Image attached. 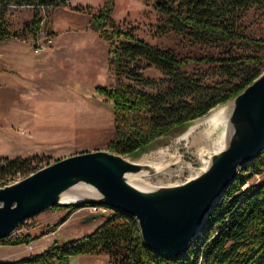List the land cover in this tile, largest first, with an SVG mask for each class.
I'll use <instances>...</instances> for the list:
<instances>
[{
	"label": "trees",
	"instance_id": "obj_1",
	"mask_svg": "<svg viewBox=\"0 0 264 264\" xmlns=\"http://www.w3.org/2000/svg\"><path fill=\"white\" fill-rule=\"evenodd\" d=\"M8 3L35 4L32 17L23 22L19 31L23 35L27 31L34 34L40 25L36 4L52 7L65 4V0H0V39L18 33L8 26L6 13L12 10ZM151 6L165 16L162 31L181 33L197 44L217 47L220 53L190 56L151 44L135 34L134 25H123L113 18V0H103L90 14L89 27L109 44L114 83L98 85L86 95L110 103L113 135L107 149L125 155L237 94L264 70V38L248 33L243 23L250 8H264V0H152ZM141 61L153 65L162 76H144L139 72ZM195 62L211 67V81H206L204 71L188 72L183 68ZM136 84L154 90L147 91ZM36 157L0 155V184L5 185L18 173L26 176L34 171L38 168L34 164ZM262 170L264 144L254 158L241 164L235 179L179 256H167L147 246L136 218L114 209L88 233L67 239L56 237L40 252L0 260V264H68L71 255L100 252L109 255L110 264H264V179L244 186ZM85 205L88 203L69 205L57 221L47 224L48 228ZM36 236L19 232L0 238V243L18 244Z\"/></svg>",
	"mask_w": 264,
	"mask_h": 264
},
{
	"label": "rangeland",
	"instance_id": "obj_2",
	"mask_svg": "<svg viewBox=\"0 0 264 264\" xmlns=\"http://www.w3.org/2000/svg\"><path fill=\"white\" fill-rule=\"evenodd\" d=\"M102 1L69 0L68 3L41 8L37 11L41 23L47 30L54 34L63 31L61 38L65 43L64 49L72 56V62L66 61L64 67L59 64L48 67L39 65L33 75L31 74L34 70H31L29 74L25 71L32 66L31 58L43 51L31 50L30 38L27 34L29 31L23 35L19 31L23 22L29 20L35 10L21 8L9 10L6 13L9 28L18 32L16 36L11 35L8 38L16 37L19 40L15 42L21 48L23 63L19 67L14 64L7 68V58L11 55L5 51V47L1 49L2 43H0V129L8 128L13 133L17 127L21 109H33L38 113L41 127L40 139L33 145V151L38 152L34 163L37 167L74 152L107 149V143L113 135V112L110 103L102 101L100 97L95 99L86 95L98 85L110 86L114 83L108 55L109 44L87 23L90 14L97 10ZM151 2L152 0H148L147 3L144 0H113L111 15L115 20L124 22L123 25H134L135 34L149 43L172 48L177 53L202 56L219 52L217 47L197 44L181 33L171 30L162 31L160 28L165 22V16L155 11ZM243 23L248 33L264 38V8H250L243 18ZM50 48L44 51L47 52ZM141 65L139 72L144 76L153 78L162 76L160 70L153 65H145L144 61H141ZM183 68L188 72L204 71L208 75L207 82L213 79L211 67L202 62L190 63ZM126 80L134 83L130 79ZM136 86L147 91L154 90L147 85L136 84ZM223 104L226 103L223 102ZM229 112L230 109L224 105L206 118L197 117L186 127L173 128L170 132L125 157L166 170L146 177L139 176L140 181L145 184L180 183L205 168L208 153L223 147L227 139L226 120ZM217 113H222L220 115L223 116V124L214 126L208 119ZM5 125L7 127H4ZM23 177L18 173L6 184ZM262 179H264V170L254 174L244 186L252 185ZM66 199L62 198V201H67ZM71 204L62 202L42 210L22 220L18 228H22L23 233L30 226H33V233L48 230L46 222L49 220L36 223L39 216H49L56 211L65 213ZM94 213H101V215L89 220L91 222L109 215L111 209ZM36 224L39 226L36 227ZM73 226L74 224L69 222L64 228L75 229ZM7 254L10 253L0 248V257Z\"/></svg>",
	"mask_w": 264,
	"mask_h": 264
},
{
	"label": "water",
	"instance_id": "obj_3",
	"mask_svg": "<svg viewBox=\"0 0 264 264\" xmlns=\"http://www.w3.org/2000/svg\"><path fill=\"white\" fill-rule=\"evenodd\" d=\"M229 101L232 105L227 117L226 142L220 149L207 154L206 167L198 173L180 183L149 184L152 186L140 188L127 181L125 173L147 169L153 174L154 165L132 161L125 157L130 154L125 155L110 149L74 152L36 168L18 181L0 187V190H5L34 179L32 189L27 191L30 194L27 195L29 198L33 188L38 190L43 187L39 183L40 180H46L48 183L52 178H49L50 169L55 167L62 171L67 170L70 165L75 168L69 171V175L59 187L51 189L49 195L43 199L39 198L40 201L37 200L27 207L23 206L21 212L16 215L8 214L17 207L15 197L0 196V211H3L0 214V221L3 223L0 226V238L14 234L22 220L62 202L104 203L113 210H122L133 215L137 220L141 238L147 246L167 256H179L186 250L222 192L235 179L241 164L254 158L263 147L264 70L238 94L223 102ZM223 102L197 117L209 115ZM194 118L184 126L186 127ZM88 180H94L104 192L97 188L99 194L95 197L80 195L73 201L61 200L63 190L69 187L72 189L77 184L80 188H74L73 191L82 192L85 187L80 183H92ZM35 181L37 185H34ZM92 185L97 187L96 184ZM100 215L101 213H94L85 219ZM8 217L11 219L7 222Z\"/></svg>",
	"mask_w": 264,
	"mask_h": 264
},
{
	"label": "crops",
	"instance_id": "obj_4",
	"mask_svg": "<svg viewBox=\"0 0 264 264\" xmlns=\"http://www.w3.org/2000/svg\"><path fill=\"white\" fill-rule=\"evenodd\" d=\"M89 19H87L88 26ZM62 32L63 31H58L54 34V44L47 52L43 51L41 54H35V56L31 58L32 66L29 70L25 71L27 74H29L31 70H34V72H32L31 74L33 75L39 65H45L46 67H48L52 64H59L60 66L64 67V63L66 61H68L69 63L72 62V56L69 55L64 49L65 43L61 38ZM58 35H60L59 38H57ZM15 41L19 40L16 37L14 39L3 38L0 40V43H2L1 49L5 47V51H7L8 54L11 55V57L7 58V68H10L14 64L19 67L23 63V60L21 58V48ZM2 122L4 123L3 120ZM4 127L7 126L5 125ZM40 130L41 127L38 113L34 112L33 109H21L17 127H15L13 133H11L8 128L0 129V155L9 157H28L38 154L37 151H33V145L40 139ZM63 214V211H56L49 214V216L42 215L39 216L36 223H39L43 220H49V222L46 223H53L57 221ZM91 214H94V212H92L87 206H80L74 209L62 222H60L55 227L49 228L44 233H41L43 231H40L39 233H33V226L26 228L24 230V233L37 234V236L28 242H22L18 244L0 243V248L7 250L10 253L1 256L0 260L4 261L5 259L3 258H8L9 260L6 261H10L26 256L29 253L40 252L45 249L56 237L67 239L75 236H80L92 231L104 220L106 216L98 219L95 222H91L89 220H93V218L99 217L95 216L90 219H85ZM69 222L74 224L73 228L75 229L64 228L65 225ZM35 226L38 227L39 224H36ZM68 264H110V259L109 255L104 252L80 253L71 255L69 257Z\"/></svg>",
	"mask_w": 264,
	"mask_h": 264
},
{
	"label": "bare ground",
	"instance_id": "obj_5",
	"mask_svg": "<svg viewBox=\"0 0 264 264\" xmlns=\"http://www.w3.org/2000/svg\"><path fill=\"white\" fill-rule=\"evenodd\" d=\"M248 85V84H247ZM245 87H243L242 89H244ZM241 89V90H242ZM240 90V91H241ZM239 91V92H240ZM238 92V93H239ZM237 93V94H238ZM227 106V108L228 109H230V107H231V105H232V102L231 101H229V102H227L226 104H223V105H220L219 107H217L216 109H219V108H221L222 106ZM216 109H214L209 115H211ZM219 112V111H218ZM220 114H222V113H217V114H214V115H212L208 120H210V121H212L213 122V125L214 126H216V125H219V124H223V116L222 115H220ZM209 115H207V116H209ZM207 116H205V117H202V118H200V119H203V118H206ZM212 124V123H211ZM226 125H227V120H226ZM214 126H213V128H214ZM69 164H71V163H69ZM73 164V163H72ZM206 167V166H205ZM74 167L72 166V165H70V167L68 166V169L67 170H65L64 168V170H58V169H56L55 167H54V169H50L51 170V172H50V177L49 178H51L50 180H49V182L47 183V181L45 180H40V179H38V181L40 180V182L39 183H41L40 185H42L41 187L42 188H39L38 190H36V189H34L33 188V190H31V196L28 198V196L27 195H30V194H28L27 193V191L28 190H30V188L32 189V187H31V184H32V182H33V180L34 179H29V180H27V181H24V182H22V183H20L19 185H16V186H14V187H11V188H6L5 190H0V196H2V195H8V197L10 196H13V197H15V199L17 200V203H16V208L15 209H13V210H11V211H9V215H16V214H18V213H20L21 212V210H22V208H24L23 206H29V205H31V204H34V203H36L37 202V200L40 198H45L47 195H49V193H50V191H51V189L52 188H55V186H56V188L57 187H59L62 183H63V181H64V179L66 178V176L67 175H69L68 173H69V171L71 170V169H73ZM154 170H153V174H156V173H160V172H165L166 170L164 169V170H160L159 168L160 167H152ZM75 169V168H74ZM159 170V171H158ZM47 173V172H46ZM28 175V174H27ZM26 175V176H27ZM42 175V174H41ZM149 176V175H151V173L149 172V170H147V169H144V170H139V171H127L126 173H125V177H126V179H127V181H129V182H131L132 184H134V185H136V186H139L140 188H145V187H149V186H152V185H148V184H145V182H142V181H140L141 180V178H139V176H142V177H146V176ZM26 176H24V177H26ZM40 176V175H39ZM44 176V175H43ZM23 177V178H24ZM80 177V176H79ZM41 178V177H40ZM22 179V178H21ZM36 179V178H35ZM20 180V179H19ZM16 181H18V180H16ZM88 181H90V182H92L93 184H96V186L97 187H95V186H93L92 185V183H89V182H85V184H83V183H80V184H82V186H84L85 187V190H83L82 192L81 191H71V187H69V188H66L65 190H63L62 191V193H61V200H62V198H67L66 200L67 201H73V200H75V199H77V198H79L78 196H89V197H95L96 195H98L99 194V192H98V190H97V188L100 190V191H103V189L95 182L94 183V180L92 181V180H88ZM10 184V183H9ZM5 185H8V184H5ZM5 185H0V187H3V186H5ZM33 185V184H32ZM34 185H37V182L35 181L34 182ZM39 185V184H38ZM39 185V186H40ZM74 188H80L77 184L74 186ZM73 188V189H74ZM53 190V189H52ZM84 191H87V193H85ZM104 192V191H103ZM69 195H74V196H69ZM5 199V198H4ZM28 199V200H27ZM26 200H27V202H26ZM38 201H40V200H38ZM24 202H26V203H24ZM88 204H92V203H88ZM101 204H104V203H101ZM104 205H106V206H108L107 204H104ZM109 207V206H108ZM29 208V207H28ZM110 208V207H109ZM111 209V212L113 211V209L112 208H110ZM2 212L3 211H0V214H2ZM11 219V217H8L7 218V222L9 221ZM6 222V221H5ZM2 223V221H0V226H2L3 225V223ZM6 224V223H5Z\"/></svg>",
	"mask_w": 264,
	"mask_h": 264
},
{
	"label": "built area",
	"instance_id": "obj_6",
	"mask_svg": "<svg viewBox=\"0 0 264 264\" xmlns=\"http://www.w3.org/2000/svg\"><path fill=\"white\" fill-rule=\"evenodd\" d=\"M69 0H65V3H68ZM36 6L39 9H44V8H48L46 7V5H38L36 4ZM8 7L12 10H17V9H21V8H33L35 7V4H21V5H17L15 3H8ZM50 7V6H49ZM28 34V38H30V46L31 49L34 52H40V51H44L47 48H50L53 45L54 42V33L52 31L47 30L43 24L41 23V19H40V25L37 28L36 32L33 34L31 32H27ZM87 206L92 212H98V211H107L108 209H110L108 206L101 204V203H92V204H88L85 205ZM19 226V225H18ZM16 232H20L23 231L22 228H16L15 229ZM14 231V232H15Z\"/></svg>",
	"mask_w": 264,
	"mask_h": 264
}]
</instances>
